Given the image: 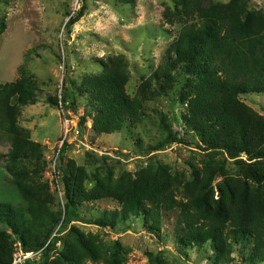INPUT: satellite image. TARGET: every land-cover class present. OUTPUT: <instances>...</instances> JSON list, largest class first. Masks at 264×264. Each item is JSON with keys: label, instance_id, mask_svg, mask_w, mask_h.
Segmentation results:
<instances>
[{"label": "rangeland", "instance_id": "obj_1", "mask_svg": "<svg viewBox=\"0 0 264 264\" xmlns=\"http://www.w3.org/2000/svg\"><path fill=\"white\" fill-rule=\"evenodd\" d=\"M215 1L228 4L231 0ZM174 2L138 0L133 6L120 0H0V20L6 15L8 24L0 39V85L17 80L25 68L40 88L38 103L19 107L17 126L30 145L18 171L23 184L34 187L54 214L64 218L62 169L72 166L83 170L82 194L106 180L154 183L158 177L179 174L193 182L207 167L219 165L222 169H217L210 191L214 199L220 198L223 185L231 179L247 182L264 194V181L258 183L252 176L264 177V159L250 161L245 154L228 159L222 149L215 148L220 143L212 122L194 119V79L176 69L167 78L154 79L181 30L163 20L165 9L174 8ZM248 2L252 11L264 13V0ZM79 12L81 18L68 30L70 15ZM120 56L126 61L121 85L125 102L141 109L135 122L128 120L121 130L106 133L107 119L127 110L117 94L94 91L89 81L104 73L108 58ZM65 94L74 109L64 108ZM51 98H58V106L47 102ZM240 101L264 120V94H247ZM65 116L81 120L89 148H70L61 159ZM163 117L178 141L157 149L166 136ZM10 149V142L0 137V201L17 203L19 194L10 182L14 176L6 159ZM119 208L112 199L89 204L79 196L71 225L61 235L56 230L52 237L59 239L52 264H224L210 244L178 245V210L163 213L162 226L156 231L143 215L105 224L104 214ZM1 232L10 236L13 264L22 244L0 225V246L8 240ZM241 249L235 247L229 264H249L244 256L250 250ZM25 254L39 260L31 252Z\"/></svg>", "mask_w": 264, "mask_h": 264}, {"label": "trees", "instance_id": "obj_2", "mask_svg": "<svg viewBox=\"0 0 264 264\" xmlns=\"http://www.w3.org/2000/svg\"><path fill=\"white\" fill-rule=\"evenodd\" d=\"M135 5L138 0H120ZM174 8L167 7L163 20L181 30L166 51L164 64L155 72L157 81L169 77L176 69L194 79L192 111L195 120L211 123L212 131L228 159L243 154L250 161L264 159V120L241 103L247 94H264V13L252 11L248 0H231L218 4L215 0H175ZM82 13L70 15L66 28L74 26ZM7 16L0 20V39L7 31ZM104 73L89 81L96 91L109 96L117 94L124 101L126 113H118L104 124L106 133L121 130L128 121L136 119L139 105L125 102L121 85L126 75L123 56L108 58L103 63ZM40 88L36 80L20 70L14 82L0 85V137L10 142L6 156L8 170L14 176L10 181L17 189L19 201H0V225L11 230L25 253H33L39 260L28 259L23 264H52L59 239L53 235L67 231L77 213V198L87 203L106 199L116 201L120 208L104 214L105 224L114 225L130 218L144 216L154 230L162 226V214L179 211L175 233L179 246L195 247L210 244L217 259L229 264L236 246L250 250L244 259L249 264H264V194L257 192L242 180L231 179L221 189L219 199L210 191L219 168L207 167L193 182L179 174L158 177L156 182L125 184L117 180L99 183L92 191L80 192L82 171L75 166L62 169L64 184V218L54 214L41 200L34 187L23 184L18 166L28 155L30 142L17 126L20 106L38 103ZM58 106V98L47 99ZM73 101L64 95L65 109H74ZM166 136L157 144L163 149L178 140L172 135L163 117ZM82 126V122H80ZM70 149L65 144L60 156ZM261 183L264 177L252 174ZM154 178V177H151ZM0 246V264H12V242ZM241 249V250H242ZM76 264H81L78 262Z\"/></svg>", "mask_w": 264, "mask_h": 264}, {"label": "built area", "instance_id": "obj_3", "mask_svg": "<svg viewBox=\"0 0 264 264\" xmlns=\"http://www.w3.org/2000/svg\"><path fill=\"white\" fill-rule=\"evenodd\" d=\"M81 120H77V122L70 121L66 116L63 120V128L64 132L62 133V140L60 141V149L68 144L70 148H76L78 150L85 148L88 149V141L84 138V131L80 125ZM73 138V140H71ZM35 256V255H34ZM33 256H29L23 252V249L20 248V251L17 252L14 256L13 264H23L28 259H33Z\"/></svg>", "mask_w": 264, "mask_h": 264}]
</instances>
